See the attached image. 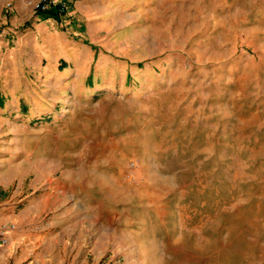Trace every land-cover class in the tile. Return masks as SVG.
Instances as JSON below:
<instances>
[{
    "label": "rangeland",
    "instance_id": "rangeland-1",
    "mask_svg": "<svg viewBox=\"0 0 264 264\" xmlns=\"http://www.w3.org/2000/svg\"><path fill=\"white\" fill-rule=\"evenodd\" d=\"M130 3L110 43L140 77L55 106L68 121L52 138L27 117L31 68L2 77L0 105L20 111H4L0 160L28 183L34 163L57 177L56 159L79 182L65 197L84 203L93 264H264V0ZM58 139L82 151L55 154Z\"/></svg>",
    "mask_w": 264,
    "mask_h": 264
},
{
    "label": "crops",
    "instance_id": "crops-1",
    "mask_svg": "<svg viewBox=\"0 0 264 264\" xmlns=\"http://www.w3.org/2000/svg\"><path fill=\"white\" fill-rule=\"evenodd\" d=\"M130 2L71 0L68 15L59 17L53 10L35 14L24 0H0V89L5 87L2 77L20 72L23 65L31 68L35 80L28 83L25 94L28 120L37 122L34 136L52 138L63 132L60 128L68 119L62 120L64 115L55 106L71 103L69 109L73 110L75 102L95 92L125 88L131 73L140 77V69L116 60L119 53L110 43L117 28H123L115 21L117 11L130 8ZM7 8L10 18L5 20ZM22 23L24 27H20ZM18 105L16 101L1 104L0 123L4 111H20ZM66 114L71 117L70 112ZM55 143L51 146L55 154L82 151L79 145L62 146L59 139ZM56 161L50 159L47 169L58 171L57 177L41 182L40 165L34 163V177L25 183L19 177L25 173L20 162L0 160V226L6 227L9 240L0 247V264H87L88 259L93 264L99 260V247L85 241L84 203L79 195L69 196L73 203L65 197L66 187L79 182H70L66 169Z\"/></svg>",
    "mask_w": 264,
    "mask_h": 264
},
{
    "label": "built area",
    "instance_id": "built-area-1",
    "mask_svg": "<svg viewBox=\"0 0 264 264\" xmlns=\"http://www.w3.org/2000/svg\"><path fill=\"white\" fill-rule=\"evenodd\" d=\"M69 8L68 0H38L33 5V9L39 13H46L53 10L59 17L65 15ZM6 227L0 226V247L7 246L9 240L6 235Z\"/></svg>",
    "mask_w": 264,
    "mask_h": 264
},
{
    "label": "trees",
    "instance_id": "trees-1",
    "mask_svg": "<svg viewBox=\"0 0 264 264\" xmlns=\"http://www.w3.org/2000/svg\"><path fill=\"white\" fill-rule=\"evenodd\" d=\"M46 17H47V18H49V17H51V15H50V14H48V15H46Z\"/></svg>",
    "mask_w": 264,
    "mask_h": 264
}]
</instances>
